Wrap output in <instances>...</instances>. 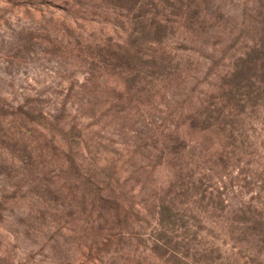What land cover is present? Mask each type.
<instances>
[{"label":"rangeland","instance_id":"374dc122","mask_svg":"<svg viewBox=\"0 0 264 264\" xmlns=\"http://www.w3.org/2000/svg\"><path fill=\"white\" fill-rule=\"evenodd\" d=\"M145 2L0 0V264H264V0Z\"/></svg>","mask_w":264,"mask_h":264},{"label":"trees","instance_id":"16d2710c","mask_svg":"<svg viewBox=\"0 0 264 264\" xmlns=\"http://www.w3.org/2000/svg\"><path fill=\"white\" fill-rule=\"evenodd\" d=\"M200 2L202 3V6H207L206 5L207 4V0H200ZM139 4L141 5L140 6L141 9H143L145 7V5H146V2H145V0H139ZM187 8H188L189 11H196L197 9H200V14L198 13L199 14L198 16L199 17L202 16L201 15L202 14L201 5L196 3V4H194V7L192 5L190 7L188 6ZM205 10H206V8H205ZM254 51H255L254 52L255 54H249L248 58L246 59V61H243V63H245V62L248 63L249 62L250 64H255L256 65L261 60L264 61V48L261 49V50L256 49ZM242 72H245V71L242 70ZM241 74L242 73H238L236 77H241ZM19 110L21 112V116H23V118H25L30 124H32V125H34L36 127H42L43 126V121L47 120L48 117L51 118V116H47L46 114H44L42 112L41 113H37V111L34 109V107L29 105V104H26L25 107L24 106L19 107ZM79 138L81 139L82 137H79ZM243 234L245 236H248V229H245Z\"/></svg>","mask_w":264,"mask_h":264}]
</instances>
